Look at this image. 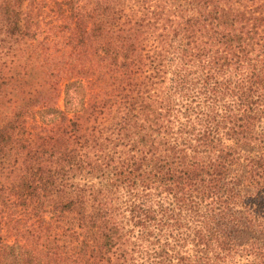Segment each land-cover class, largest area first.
I'll return each instance as SVG.
<instances>
[{"label": "trees", "instance_id": "trees-1", "mask_svg": "<svg viewBox=\"0 0 264 264\" xmlns=\"http://www.w3.org/2000/svg\"><path fill=\"white\" fill-rule=\"evenodd\" d=\"M1 207L84 235L0 264H264V0H0Z\"/></svg>", "mask_w": 264, "mask_h": 264}, {"label": "rangeland", "instance_id": "rangeland-1", "mask_svg": "<svg viewBox=\"0 0 264 264\" xmlns=\"http://www.w3.org/2000/svg\"><path fill=\"white\" fill-rule=\"evenodd\" d=\"M59 103L62 104V101H59ZM33 118V120H29L28 122V126L31 128L49 124V122H47L46 120H42L40 118V115H36ZM35 131L38 130H34L31 132L34 133ZM75 183L99 187V182L98 180L94 179V177L88 179L87 181L76 179ZM68 199L73 198H54L53 201L61 202ZM81 199L89 200L87 198ZM109 199L115 200V203L120 202L121 200L127 201V198H125L124 196V192H122V194H120V197L118 198ZM47 210L48 209H45V212L42 213L39 209L36 208L5 209L1 207L0 239L7 241L8 244H11L13 241H17L22 246L30 248L34 252H38L39 250L45 251L44 249H41L43 248V246H59V248H56L55 251V253H57V255L59 256L77 252L78 246L76 243H78V241L82 242L84 233L77 230L74 219L70 216L58 217L57 214H53L52 211L47 212ZM122 215L124 216L123 213ZM123 221L124 225H122L121 228L124 235V242L122 243V245L125 249L123 248L122 250H126L127 252L134 240H132V237L130 238V235L128 234V223H126V219L123 218ZM136 255L139 256L138 253Z\"/></svg>", "mask_w": 264, "mask_h": 264}]
</instances>
